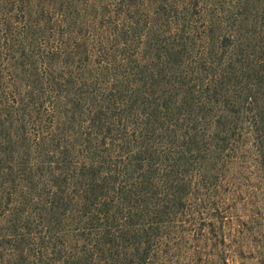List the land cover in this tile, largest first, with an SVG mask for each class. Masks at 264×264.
I'll use <instances>...</instances> for the list:
<instances>
[{
    "label": "trees",
    "instance_id": "16d2710c",
    "mask_svg": "<svg viewBox=\"0 0 264 264\" xmlns=\"http://www.w3.org/2000/svg\"><path fill=\"white\" fill-rule=\"evenodd\" d=\"M263 31L264 0H0V264H264Z\"/></svg>",
    "mask_w": 264,
    "mask_h": 264
},
{
    "label": "rangeland",
    "instance_id": "374dc122",
    "mask_svg": "<svg viewBox=\"0 0 264 264\" xmlns=\"http://www.w3.org/2000/svg\"><path fill=\"white\" fill-rule=\"evenodd\" d=\"M262 35L264 36V31L262 32ZM234 256V257H233ZM232 257H231V260H230V264H259L257 261H254V260H250L248 259V261H244V260H241L239 258L238 255L234 254Z\"/></svg>",
    "mask_w": 264,
    "mask_h": 264
}]
</instances>
